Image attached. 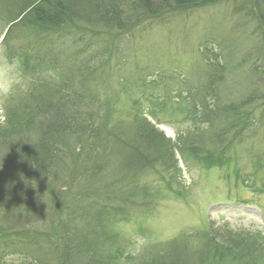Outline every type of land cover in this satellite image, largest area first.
I'll list each match as a JSON object with an SVG mask.
<instances>
[{"label":"trees","instance_id":"1","mask_svg":"<svg viewBox=\"0 0 264 264\" xmlns=\"http://www.w3.org/2000/svg\"><path fill=\"white\" fill-rule=\"evenodd\" d=\"M13 1L4 41L15 35L28 39L24 68L28 70L33 55V67L47 64L43 68L52 66L59 77L34 84L23 103L7 104L0 129V264H115L114 256L105 255L100 246V213L123 212L130 203L142 210L149 207L156 193L138 185L139 175L169 170L176 165V151L207 166L239 160L238 147L264 127V0ZM224 2H234L240 13L235 26L254 24V32L259 31V45L244 49L235 63H250L240 96L227 97L226 81L236 61L233 55L239 53L237 43L218 35L198 46L207 72L199 85L187 86L176 70L163 73L164 64L157 80L145 83V69L136 68L134 78L119 81L122 90L130 81L141 82L160 103L171 100L172 91L178 104L185 96L191 108L184 112L191 124L178 140L165 137L140 112L131 126L104 122L117 98L109 87L115 77L107 66L119 50H131L126 44L138 28L176 12ZM158 85L166 91L161 96L153 93ZM248 148L252 163L264 165V148ZM259 190L264 192V182ZM36 215L49 226L37 230L28 221L39 219ZM207 233H202L199 248L173 240L170 253L155 264H256V253L241 248L247 240L225 245L212 231Z\"/></svg>","mask_w":264,"mask_h":264},{"label":"rangeland","instance_id":"2","mask_svg":"<svg viewBox=\"0 0 264 264\" xmlns=\"http://www.w3.org/2000/svg\"><path fill=\"white\" fill-rule=\"evenodd\" d=\"M233 3L200 6L188 12H176L164 21L156 19L141 25L135 39L129 45L126 44L131 50H119L107 66L111 71L109 75L115 77L110 80L109 87L117 98L109 116L103 119L104 122L116 121L131 126L133 117L140 112L157 125L165 137L178 140L182 130L191 124L184 112V109L188 111L190 107L185 96L178 104L174 97L177 93L172 91V99L160 103L151 97L148 90L142 89L141 82L130 81L122 90L119 81L123 76L134 78L136 68L145 69V72H141L145 75V83L157 80L156 74L161 73L160 67L164 64L166 66L161 69L163 73L169 75L176 70L183 74L184 77H181L185 78L183 80H186L187 86L199 85L207 72L202 70L198 46L203 39L218 35L231 38L233 44L237 43L239 53L233 55L236 61L231 60L234 67L226 81L230 82L227 97L232 99L233 96H240L244 87L241 80L250 63L238 66L235 63L243 58L247 47L255 48L259 45V31L254 32L255 25L251 22L250 26L243 28L235 26L236 22L239 24L241 21L237 19L236 13L239 16L240 13L233 7ZM14 8L15 1L0 0V54H6L12 64L19 66L29 82V89L46 79L56 81L59 74L52 66L44 69L43 66L47 64H40L36 68L31 65L33 55L28 57V70L24 68L23 45L28 39L15 35L11 42L10 39L4 41L10 25L6 14ZM15 34H19V31ZM2 58L3 55H0ZM64 64L69 66V62ZM164 92L161 85L153 91L156 96ZM26 93L0 97V129L5 126L8 102L23 103ZM263 128L249 142L238 147L241 154L239 160L207 166L200 160L185 158L176 151V165L169 170H151L139 175L138 185L150 191L154 189L156 198L143 210L133 208L134 205L130 203L129 210L100 213V229L103 234L100 246L105 255L114 256L115 264H155L160 256L170 253L168 248L173 240L181 239L192 248L201 247L204 239L202 233L207 230L208 233L212 231L217 242L225 245L247 240L249 244L243 243L242 250L256 253L253 256L256 264H264V192L259 190L261 182H264V165L253 164L247 154L249 146L254 152L264 148ZM36 217L39 219L28 221L34 222L37 230L49 226L40 215ZM225 264L231 263L225 261Z\"/></svg>","mask_w":264,"mask_h":264},{"label":"clouds","instance_id":"3","mask_svg":"<svg viewBox=\"0 0 264 264\" xmlns=\"http://www.w3.org/2000/svg\"><path fill=\"white\" fill-rule=\"evenodd\" d=\"M0 59V97H10L26 93L29 82L23 76L18 65L12 64L6 54Z\"/></svg>","mask_w":264,"mask_h":264}]
</instances>
